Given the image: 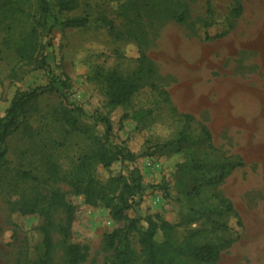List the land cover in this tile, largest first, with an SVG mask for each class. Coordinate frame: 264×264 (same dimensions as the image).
I'll use <instances>...</instances> for the list:
<instances>
[{
	"label": "rangeland",
	"instance_id": "obj_1",
	"mask_svg": "<svg viewBox=\"0 0 264 264\" xmlns=\"http://www.w3.org/2000/svg\"><path fill=\"white\" fill-rule=\"evenodd\" d=\"M77 2L72 12L55 8L56 22L39 0H0V116L17 90L45 89L66 74L65 95L111 121L113 145L136 156L143 183L168 186L171 198L150 188L137 197L129 219L170 224L155 239L175 249L220 246L216 264H264V0ZM77 17L87 27L62 25ZM43 56L51 69L40 68ZM111 74L138 87L124 107L110 104ZM63 93L56 85L30 104L4 146L0 264H68V245L81 249L80 264H113L106 236L127 218L119 222L112 208L90 205L74 189L91 177L107 186L128 171L98 161L81 169L104 129L67 108ZM107 193L120 207L121 186ZM131 242V264H143L139 236ZM173 254V264H204Z\"/></svg>",
	"mask_w": 264,
	"mask_h": 264
},
{
	"label": "trees",
	"instance_id": "obj_2",
	"mask_svg": "<svg viewBox=\"0 0 264 264\" xmlns=\"http://www.w3.org/2000/svg\"><path fill=\"white\" fill-rule=\"evenodd\" d=\"M78 7L77 0H57L56 5H53L51 0H39V9L44 16L54 19L56 22L57 15L55 8L61 13L72 12ZM241 14V11L239 12ZM66 28L80 29L85 28L88 25L86 17H77L72 19H66L62 23ZM41 69H51L47 58L43 56L41 59ZM64 78V79H63ZM107 84V95L109 97L110 104L115 107H124L130 103L133 96L136 94L138 87L134 82L130 80L118 77L117 74H111L105 77ZM56 85H60L63 90V100L67 108L79 112L86 116L89 121L95 126L103 127L104 137L98 144V149L94 157H86L81 164L83 171H88L91 168L93 161H98L103 165L104 168H110L113 164L121 162L122 165L128 171L127 176H121L110 180L108 185L102 186L92 177L86 186L81 187L78 185L75 187L77 195H86V199L90 205H95L97 202H101L108 208H112V216L119 220L127 218V224L123 228L116 229L111 234L106 236L108 246L114 251L113 264H131L134 257L132 250V238L135 235L139 236V245L141 247L144 262L143 264H173L175 262V256L173 252H180L181 254L188 255L196 261L204 264H216L221 256V247L218 245L205 244L203 246H183L175 249L172 244L167 241L159 243L156 241V234L159 229H162L165 234H168V230L171 227L168 223L159 225L157 222L151 219L146 220V223L141 221V218L129 219L126 216V211L134 208L138 202L135 199L142 198L147 189H160L164 192L167 198H171L168 191L167 184L146 186L143 183L142 176L135 167L136 156L124 147L113 145V125L108 118L95 114L88 116L80 106L72 103L69 98L65 95L71 88L69 83V77L66 74L60 76H53L50 84L45 89H34L30 91H19L17 90L11 100L10 106L7 108L3 116H0V163L4 161L6 156L5 144L8 138L11 136L13 131L16 129L19 122V118L26 113L27 107L35 102L39 97L44 95L46 92H53ZM128 116H123L121 119L125 121ZM187 119H190L189 117ZM191 120V119H190ZM66 122L71 123L70 119ZM75 125V124H74ZM208 139H211V134L206 130ZM241 163L233 164L232 169L240 167ZM115 185L121 186V193L118 197L120 207L114 205V198H111L107 191L113 188ZM71 207H68L66 211L69 219H72ZM71 222V220H69ZM44 243L46 246V254L49 256L52 250V239L50 233L46 228H43ZM63 234L67 236V232L63 231ZM67 251V262L68 264H80L83 255L81 249L75 245H68Z\"/></svg>",
	"mask_w": 264,
	"mask_h": 264
}]
</instances>
